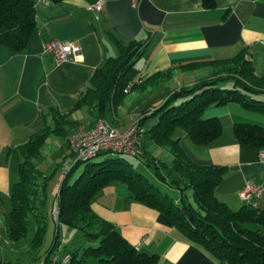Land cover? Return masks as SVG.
Instances as JSON below:
<instances>
[{"label":"crops","instance_id":"obj_1","mask_svg":"<svg viewBox=\"0 0 264 264\" xmlns=\"http://www.w3.org/2000/svg\"><path fill=\"white\" fill-rule=\"evenodd\" d=\"M98 1H102L100 11L91 7ZM52 39L71 42L80 50L70 60L56 62L51 53L43 51L44 43ZM132 41L142 44L135 61L137 80L178 64L229 60L242 51L255 73L264 77V0H216L212 8H204L201 0H62L36 4L34 28L24 47L14 52L0 45V262L10 264L1 256L2 244L10 240L2 218L10 210L6 211V202L10 206L12 186L19 180V147L44 128H53L57 112L67 113L76 121L70 132L90 126L94 115L86 107L76 108L77 100L104 60L118 55V43ZM162 89L127 91L121 104L108 111L103 120L118 129L126 128L139 113H130L134 104L149 93L163 102L166 97L161 95L165 93ZM138 104L137 108L141 102ZM203 117L218 118L221 133L217 138L198 144L177 128L174 139L196 164L224 167L225 175L215 187V195L228 207L236 210L248 205L264 210V192L249 202L239 196L248 182L264 185V149L240 143L234 135L236 123H264V113L229 102L206 107ZM53 137L58 138L54 145L63 162L68 158L69 144L52 135L46 145ZM154 147L163 154L161 159L171 160L166 150L149 142L148 148L153 151ZM61 161L56 166L60 167ZM90 208L138 252L152 256L150 264H218L168 216L133 199L120 181L102 187Z\"/></svg>","mask_w":264,"mask_h":264},{"label":"trees","instance_id":"obj_2","mask_svg":"<svg viewBox=\"0 0 264 264\" xmlns=\"http://www.w3.org/2000/svg\"><path fill=\"white\" fill-rule=\"evenodd\" d=\"M60 1L49 0L50 3ZM201 1L204 8L216 4V0ZM36 4V0H0V45L8 46L14 52L24 47L34 28ZM141 46L135 41L127 45L118 43V55L104 60L90 86L80 94L75 107L89 109L95 119L91 125L121 104L127 86L131 90H144L164 74L156 72L143 80L136 79L135 61ZM201 64L212 66L210 78H204L194 86L169 91L163 102L153 106L150 114L146 110L138 117L141 127L150 118H155L156 122L150 129L143 130L141 154L136 157L144 158L157 180L175 194L169 189L171 193L163 191L127 163L113 167L112 164L122 162L121 158L103 163L83 161L86 168L73 184H69L68 177L80 161L64 174L58 185L57 222L52 214L53 207L50 210L56 229L51 246L41 254L36 251L44 241L48 219L41 209L48 179L58 166L45 174L35 161L41 159L42 149L50 136L66 141L76 121L67 113L57 112L53 128H44L19 147V180L12 186L10 210L5 213L3 222L7 237L12 241H19L33 231L29 246L36 254L32 253L30 261L49 252L52 245L59 242L57 227L66 225L81 229L89 243L86 247L81 244L68 250L71 254L69 264H87L88 257L95 258L99 264H150L152 256L138 252L112 224L91 211L90 202L101 188L120 181L126 184L133 199L168 216L176 228L202 246L218 264H264V210L248 205L236 210L228 207L215 195V187L225 175L224 167L196 164L173 137L174 131L180 128L198 144L217 138L221 133L218 118L203 117L205 108L210 105L236 102L264 113V77L255 73L243 51L229 60H204L177 66ZM234 135L240 143L264 149V125L236 123ZM149 142L166 150L171 160L152 155ZM70 155L69 149L66 157ZM38 197L42 199L39 202Z\"/></svg>","mask_w":264,"mask_h":264},{"label":"rangeland","instance_id":"obj_3","mask_svg":"<svg viewBox=\"0 0 264 264\" xmlns=\"http://www.w3.org/2000/svg\"><path fill=\"white\" fill-rule=\"evenodd\" d=\"M213 73L212 66H204V65H180L176 67H172L168 69L167 71H164V74L160 76L158 79H155L153 84H151L148 87H151V89L160 88L162 87V96L165 97L168 95L169 91H177L179 89H182L184 87L194 86L199 83V81L203 80L204 78H210ZM130 87L127 86L126 89H124V92L130 91ZM153 93H149L146 97L141 98L140 101L136 102L132 108V111L130 113H134L136 115V119L139 117V115L142 114V112L146 110H150V106H155V104H150V102L154 103H160L159 101L154 100L152 96H150ZM151 97V99H145L148 97ZM145 99V100H143ZM140 107L137 108L140 103ZM150 104V105H149ZM135 119V120H136ZM93 120H95L93 118ZM156 122L155 118H150L146 120L142 124V129L148 130L150 129ZM261 125H264V123H261ZM71 134V133H70ZM54 139L58 140V138L49 139L48 145L44 146L42 149L43 156L40 160L35 161L36 163L39 162L37 165L40 166V170H42L45 174H48L51 172V168L55 167L57 163H59L60 155L56 152V148L54 145ZM61 140V139H59ZM67 140V139H66ZM64 150V149H63ZM149 151L151 154L162 157L163 154H161L160 151H158V148L154 147L153 151L151 148H149ZM67 155V154H66ZM65 156V155H64ZM114 158H121V163H115L112 164L113 167H120L122 164L127 163V165H130L133 169H135L137 172L143 174L148 179H150L156 186H159L163 191H172L169 187L168 189L165 188L166 185L160 183L157 180V177L154 175L153 170L146 165L144 158L141 157H131V156H125L120 155L116 153L111 152H105L100 153L96 155L95 157L91 158L89 161L91 163H103L104 161L110 162L111 159ZM67 159V158H66ZM167 161V160H166ZM67 165L61 164L58 169L53 173V175L48 179L47 185H46V199L44 206L42 207L41 211L44 215L48 216L47 219V230L44 234V241L40 248L37 250V253H41L44 249H47L51 246L53 236H54V230L56 229V224L53 221L50 210L53 207V200L55 197V193L59 190L58 183L62 178V175L64 174V169ZM86 168L85 162H80L74 170L71 172V175L68 177V183L73 184L75 180L78 178V176L82 173V171ZM57 185V189L55 191L54 187ZM171 193V192H169ZM172 194L175 193L172 191ZM59 195V192H58ZM42 199L38 197V202ZM6 211L9 210L10 206L8 201L6 202ZM4 218V217H3ZM2 218V219H3ZM61 236L63 237V242H61V247L68 249V250H74L81 244L86 247L89 245L87 241V237L84 235L83 231L81 229L70 227L66 225H59L58 227ZM33 231H30L28 235L19 240V241H11L8 240L4 242L2 245V260L4 262H8L10 264H29L31 261V257L33 256L29 247V242L32 239ZM95 243H91V245H94ZM30 251V252H29ZM31 253V254H30ZM34 253V252H33ZM88 264H97V260L93 257H88Z\"/></svg>","mask_w":264,"mask_h":264},{"label":"built area","instance_id":"obj_4","mask_svg":"<svg viewBox=\"0 0 264 264\" xmlns=\"http://www.w3.org/2000/svg\"><path fill=\"white\" fill-rule=\"evenodd\" d=\"M37 4H49V0H36ZM94 10L100 11L102 1L91 6ZM80 50L79 46L66 41L56 39L44 43L43 51L51 53L56 62L70 60ZM153 111L151 108L147 114ZM142 127L138 119L133 121L124 129H118L103 119L96 120L92 125L72 132L67 137L71 155L63 160L67 166L64 169L66 174L75 164L80 161L90 160L101 152H111L125 156L136 157L141 154ZM264 192V185L248 182L239 193L240 198L249 202L253 196H259ZM58 191L55 193L52 214L57 222L59 214ZM59 242L52 245L49 252L32 260L29 264H69L71 254L61 247L63 237L57 227Z\"/></svg>","mask_w":264,"mask_h":264}]
</instances>
